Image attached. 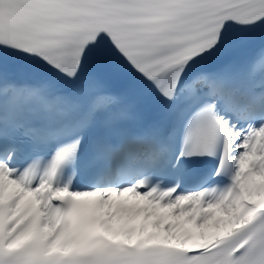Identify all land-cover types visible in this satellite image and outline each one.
Returning a JSON list of instances; mask_svg holds the SVG:
<instances>
[{"label": "snow or ice", "instance_id": "snow-or-ice-1", "mask_svg": "<svg viewBox=\"0 0 264 264\" xmlns=\"http://www.w3.org/2000/svg\"><path fill=\"white\" fill-rule=\"evenodd\" d=\"M0 264H264V0H0Z\"/></svg>", "mask_w": 264, "mask_h": 264}]
</instances>
